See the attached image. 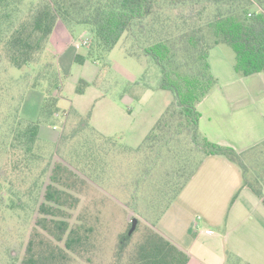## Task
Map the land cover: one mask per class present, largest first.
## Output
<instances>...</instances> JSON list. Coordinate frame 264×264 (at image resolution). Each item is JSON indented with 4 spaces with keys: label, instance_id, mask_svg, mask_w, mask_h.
<instances>
[{
    "label": "trees",
    "instance_id": "1",
    "mask_svg": "<svg viewBox=\"0 0 264 264\" xmlns=\"http://www.w3.org/2000/svg\"><path fill=\"white\" fill-rule=\"evenodd\" d=\"M57 21L71 33L77 28L87 29L92 35L91 45L103 51L128 34L137 48L158 65V87L170 91L173 97L147 133L143 147L132 149H142L143 156L138 152L142 160L132 165L128 181L122 179L124 171L119 162L113 163L130 147L109 141L112 154L107 160L108 172L99 149L91 153L86 149L82 154L85 158L87 154L94 166L88 172L93 178L102 181L105 172L109 178L116 177V183L133 200L155 191V175L160 174L165 182L163 207L158 213L153 204L141 207L148 225L140 226L138 222L131 234L129 229L121 234L114 262L108 264H187L188 255L154 226L208 155H223L237 163L243 173V186L264 206V141L249 149L248 160L229 145L209 141L199 129L200 113L196 108L217 82L208 62L212 47L220 43L230 46L233 69L239 76L264 72V0H0L1 56L17 69L36 63ZM85 59L74 56V61L80 63ZM80 82L87 83L83 78ZM16 112L12 98L0 85V157L9 164L1 169L6 172L10 167L20 175L19 171L38 168L44 157L36 152L41 121L20 119ZM46 170L39 169L29 186L12 187L11 183L8 192L0 194V199L7 196L5 205L10 209H24V204L30 202L36 214L32 230L46 237L45 241L39 240L37 248L33 240L28 241L20 264H67L73 255L96 247L90 241V226L85 229L81 221L70 223L66 218V210L76 206L73 178L81 184L84 181L67 165L54 162L42 185ZM231 259L238 262L225 250V264H234Z\"/></svg>",
    "mask_w": 264,
    "mask_h": 264
},
{
    "label": "rangeland",
    "instance_id": "2",
    "mask_svg": "<svg viewBox=\"0 0 264 264\" xmlns=\"http://www.w3.org/2000/svg\"><path fill=\"white\" fill-rule=\"evenodd\" d=\"M50 37L58 43L57 49L62 48L59 51L65 52V57L57 60L52 52L46 51L36 63L17 69L8 65L0 52V85L16 105L18 118L41 121L36 152L44 157L38 168L26 173L19 171L22 177L10 167L3 171L1 167L9 164L0 157V194L8 192L11 183L12 187L29 186L33 175L46 167L43 185L54 162L67 165L85 184L73 178L76 206L66 210V218L70 223L81 221L85 229L90 226V241L96 244L89 252L73 255L71 263L67 264L112 263L118 238L130 228L131 219L136 218L140 226L148 225L141 207L153 204L158 213L166 201L167 194L163 193L167 192L159 174L155 175L156 189L150 196L130 198L116 183V177L106 175L110 167L107 160L112 154L109 141L131 148L113 163L119 162L124 171L122 179L128 181L132 165L142 160L138 152L143 156L142 149H132L143 147L147 133L172 101V93L158 87V65L143 54L126 33L108 51L91 45L92 35L87 29L77 28L71 33L61 21ZM83 39L88 42L83 44ZM217 46L234 60L229 45L220 43ZM75 55L86 57L93 68L85 69L82 63L72 60ZM81 77L88 78L87 83H81ZM77 89L83 92L77 93ZM86 149L88 153L97 149L102 153V161L107 163L102 181L88 173L94 166L87 154L86 158L82 156ZM6 203L8 198L3 195L0 199V264H20L28 241L33 240L37 248L39 240L45 241L46 237L32 230L36 214L30 202L24 204V209H10ZM10 254L16 259L10 258Z\"/></svg>",
    "mask_w": 264,
    "mask_h": 264
},
{
    "label": "crops",
    "instance_id": "3",
    "mask_svg": "<svg viewBox=\"0 0 264 264\" xmlns=\"http://www.w3.org/2000/svg\"><path fill=\"white\" fill-rule=\"evenodd\" d=\"M50 38L41 56L49 51L57 60L65 57ZM87 62L80 65L93 68ZM208 62L217 82L196 106L199 129L249 160V149L264 141V72L239 76L217 45ZM154 229L188 255L187 264H225V250L238 259H231L234 264H264V206L243 186L240 166L223 155L204 157Z\"/></svg>",
    "mask_w": 264,
    "mask_h": 264
},
{
    "label": "water",
    "instance_id": "4",
    "mask_svg": "<svg viewBox=\"0 0 264 264\" xmlns=\"http://www.w3.org/2000/svg\"><path fill=\"white\" fill-rule=\"evenodd\" d=\"M136 222H137V219L136 218H132L131 219V226H130V228L128 230V234H131V232L134 230L135 225H136Z\"/></svg>",
    "mask_w": 264,
    "mask_h": 264
},
{
    "label": "built area",
    "instance_id": "5",
    "mask_svg": "<svg viewBox=\"0 0 264 264\" xmlns=\"http://www.w3.org/2000/svg\"><path fill=\"white\" fill-rule=\"evenodd\" d=\"M87 42H88L87 39H83V40H82V43H83V44H85V43H87Z\"/></svg>",
    "mask_w": 264,
    "mask_h": 264
}]
</instances>
